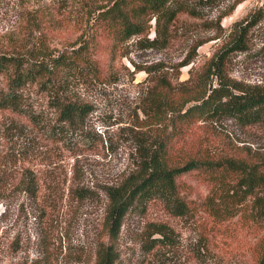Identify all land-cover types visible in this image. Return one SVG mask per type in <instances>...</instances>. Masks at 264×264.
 Wrapping results in <instances>:
<instances>
[{
  "label": "rangeland",
  "instance_id": "374dc122",
  "mask_svg": "<svg viewBox=\"0 0 264 264\" xmlns=\"http://www.w3.org/2000/svg\"><path fill=\"white\" fill-rule=\"evenodd\" d=\"M90 1L0 0V53L27 54L44 45L56 54L77 47L80 37L90 39L95 32ZM188 1L201 16L179 14L165 49L149 48L138 37L114 49L106 35L99 38L102 46L93 58L100 76L73 79L72 93L93 106L78 133L56 136L0 109V264H95L96 249L107 240L104 188L137 162L136 125L144 118L140 107L146 90L153 86L144 69L174 82L197 77L226 45L234 25L264 9V0H245L236 7V0ZM191 58L190 65L181 67ZM226 71L242 86L264 89V18L247 36L246 49L226 57ZM6 84L0 76V93ZM28 92L35 110L44 112L46 121L54 120L47 95L37 87ZM263 151L264 120L243 127L224 119L193 125L175 145L172 158L175 163L209 153L250 158ZM212 179L202 171L178 178L181 197L191 208L185 217L171 215L159 201L144 211H130L119 240L120 264H255L252 250L263 234L261 226L240 216L217 223L205 204L215 188ZM30 180L38 189L36 198L26 192ZM77 190L87 198L78 199ZM152 224L174 231L172 247L156 256L142 248Z\"/></svg>",
  "mask_w": 264,
  "mask_h": 264
},
{
  "label": "trees",
  "instance_id": "16d2710c",
  "mask_svg": "<svg viewBox=\"0 0 264 264\" xmlns=\"http://www.w3.org/2000/svg\"><path fill=\"white\" fill-rule=\"evenodd\" d=\"M243 1L236 0L234 7ZM87 10L95 32L90 39L80 37L77 47L56 54L44 45L27 54L0 53V76L7 81L0 93V109L11 110L25 117L33 127L56 136L78 133L93 106L72 93L73 79L79 75L100 76L93 54L102 46L99 42L102 35L112 41L114 49L133 37L145 41L149 48L165 49L179 14L201 16L188 0H91ZM263 18L264 9L259 8L237 22L226 45L197 77L191 75L187 81L174 82L168 75L144 69L152 76L153 86L146 90L140 107L144 118L136 125L137 162L135 168L124 171L117 181L104 188L107 205L103 228L107 240L98 245L95 264H120L119 240L130 211H144L149 203L159 201L175 217L189 215L191 208L181 197L177 180L192 171L211 174L216 182L205 204L217 223L240 216L261 226L263 234L253 247L252 256L255 264H264V151L250 158L214 153L190 157L181 163L173 162L172 158L181 136L196 123L218 124L227 119L247 127L264 120V89L242 86L230 79L226 71V57L246 49L247 36ZM152 21L155 38L151 40ZM191 62L193 58L181 67ZM31 87L47 95L48 107L55 112L54 120L46 121L45 113L35 110L28 92ZM27 129L23 126L24 131ZM32 180L26 192L36 198L38 189ZM74 193L78 199L87 198L82 190ZM150 229L142 245L145 253L156 256L172 247L175 239L170 226L152 224Z\"/></svg>",
  "mask_w": 264,
  "mask_h": 264
}]
</instances>
